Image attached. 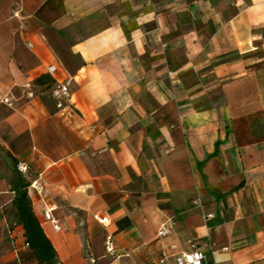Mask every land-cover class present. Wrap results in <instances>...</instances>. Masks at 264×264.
Here are the masks:
<instances>
[{"label":"crops","instance_id":"0c3cea01","mask_svg":"<svg viewBox=\"0 0 264 264\" xmlns=\"http://www.w3.org/2000/svg\"><path fill=\"white\" fill-rule=\"evenodd\" d=\"M13 158L59 264H264V0H0V264H37Z\"/></svg>","mask_w":264,"mask_h":264},{"label":"trees","instance_id":"16d2710c","mask_svg":"<svg viewBox=\"0 0 264 264\" xmlns=\"http://www.w3.org/2000/svg\"><path fill=\"white\" fill-rule=\"evenodd\" d=\"M39 83L40 79L35 81V84ZM51 84L52 81H49L46 87H50ZM225 135H227V132H225ZM200 164L201 162H198L197 166ZM18 165L13 158L11 160L10 186L13 194L11 206L14 222L21 230L24 246L30 259H33L37 264H59L55 250L45 236L32 209L29 196L32 181L28 179L26 173L22 174L18 171Z\"/></svg>","mask_w":264,"mask_h":264},{"label":"built area","instance_id":"2783aa9c","mask_svg":"<svg viewBox=\"0 0 264 264\" xmlns=\"http://www.w3.org/2000/svg\"><path fill=\"white\" fill-rule=\"evenodd\" d=\"M52 97L57 100V106L61 107V102L68 97V83L64 85L56 86L52 92ZM18 171L22 174L27 172V167L24 164H19L17 167ZM29 190H34L37 192L42 191V185L37 181L33 180L31 182ZM54 208L48 209L45 211V218L50 222L52 229L55 232H60L62 230V225L59 220L51 215V211ZM102 223H106V220H102ZM165 232L160 230L158 232V236H164ZM189 251L180 252L174 258L175 264H215L210 262L208 257L202 252L194 242L190 241L189 243ZM25 247V246H24ZM105 252L112 256L114 254V249L112 246V241L110 236L105 237ZM90 264H94V260H90ZM158 264H165V258H159Z\"/></svg>","mask_w":264,"mask_h":264},{"label":"rangeland","instance_id":"374dc122","mask_svg":"<svg viewBox=\"0 0 264 264\" xmlns=\"http://www.w3.org/2000/svg\"><path fill=\"white\" fill-rule=\"evenodd\" d=\"M196 81L197 80L192 79V78H190V76H188L186 78V80H185V83L188 82V84H192L193 85V84L196 83ZM203 86H205V84ZM5 251H6V244L3 242V243L0 244V261H1V258L4 256Z\"/></svg>","mask_w":264,"mask_h":264}]
</instances>
